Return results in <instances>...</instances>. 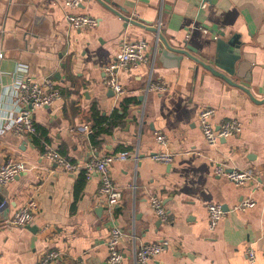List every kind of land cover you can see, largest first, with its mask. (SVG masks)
Listing matches in <instances>:
<instances>
[{"label": "crops", "instance_id": "1", "mask_svg": "<svg viewBox=\"0 0 264 264\" xmlns=\"http://www.w3.org/2000/svg\"><path fill=\"white\" fill-rule=\"evenodd\" d=\"M63 1L0 0V163L14 156L27 165L0 186V264H35L50 250L59 254L51 264L79 258L108 264L106 240L114 226L126 234L121 264H134L139 244L160 240L169 246L148 264H264V0H110L109 8L98 0L64 8ZM67 12L98 23L75 28L65 21ZM157 31L189 56L163 58ZM123 39H144L154 56L118 71L124 93L117 97L104 83V68ZM214 58L232 62V74L216 68L228 79L202 66H213ZM24 76L50 78L60 95L33 111L35 137L4 128L17 110L16 82ZM151 82L164 90H147ZM6 104L14 110L6 112ZM206 105L215 109V129L223 119H236L241 130L207 145L197 122ZM115 111L119 117L108 126ZM158 133L165 144L155 140ZM45 145L79 163L122 150L137 153L111 164L121 202L109 209L98 193V175L61 170L41 156ZM161 151L173 155L170 163L150 158ZM220 163L250 169L253 179L236 185L214 174ZM151 195L161 199L166 220L151 209ZM32 197L38 209L29 225L3 223ZM244 198L253 206L232 209ZM211 203L224 209L212 228Z\"/></svg>", "mask_w": 264, "mask_h": 264}, {"label": "built area", "instance_id": "2", "mask_svg": "<svg viewBox=\"0 0 264 264\" xmlns=\"http://www.w3.org/2000/svg\"><path fill=\"white\" fill-rule=\"evenodd\" d=\"M79 0H65L62 6L77 7ZM65 21L79 29L94 28L98 21L97 18L87 14H76L67 12L64 15ZM159 27V26H158ZM157 36V35H156ZM158 40V36H157ZM148 44L144 39L140 40H122L120 47L114 57L104 68V83L111 88L115 96L120 97L124 93V89L118 81V71L128 66H140L149 63L153 56L147 53ZM164 85L160 82H151L147 90L162 91ZM16 99L17 110L10 116L5 118L4 128L13 131L18 136H37V130L32 118L35 108L50 106L60 98L59 91L54 87L50 78H44L42 81H35L30 77L24 76L16 82ZM215 114V109L211 106H202L197 114V122L202 133L204 142L209 146L217 144L219 139L226 138L238 133L241 130V123L236 119H223L219 126L215 129L211 118ZM4 128H2L4 130ZM1 129V131H2ZM155 140L161 144H165V138L162 134H156ZM41 156L46 160L54 163L57 167L65 172L83 171L88 177L91 173H96L99 178L98 193L102 195L106 201L107 207L113 208L121 202L122 193L120 188L113 181L111 175V164L114 160H124L133 157L137 158L138 154H131L127 150L117 153H106L101 156H94L85 163L73 162L62 155L56 148L45 145ZM150 158L157 162L168 164L172 161L173 155L169 152L161 151L150 155ZM26 163L20 158L14 156H6L0 163V186H5L21 172L26 170ZM214 174L224 176L236 185H243L253 179V173L250 169H227L223 164H217L213 167ZM254 200L251 198L242 199L232 209L246 210L252 207ZM149 205L159 218L166 220L167 211L161 199L157 195L149 197ZM5 203L0 204V211L4 208ZM38 209L37 201L34 197L28 198L19 207L15 209L11 216L7 217L3 223L10 227H26L33 220ZM208 224L213 227L224 215V209L221 204L211 203L207 206ZM126 236L125 232L119 227L110 228L106 240L107 263L121 264L123 260V252L120 248L122 239ZM169 246L167 240L157 242L141 243L133 250L134 264H148L150 260L163 252ZM249 262L253 261L254 253L251 248L248 249ZM59 257L58 252L50 250L37 258L35 264H51ZM76 264H87L85 260L79 258Z\"/></svg>", "mask_w": 264, "mask_h": 264}, {"label": "water", "instance_id": "3", "mask_svg": "<svg viewBox=\"0 0 264 264\" xmlns=\"http://www.w3.org/2000/svg\"><path fill=\"white\" fill-rule=\"evenodd\" d=\"M100 1L103 5H105L107 8H109V6L107 5V3H109L110 0H98ZM125 20L127 19L126 17L122 16ZM154 31H156V28H152ZM158 36V40H161L162 42V48L157 44L158 46V49H160V54L163 58H167L169 57L170 55H176V56H173L175 60H177L179 57L183 56V55H188L189 54L187 53V51L185 49H182V48H179V47H175V46H171L170 44H168L166 42V40L161 36V34L159 33V31H157V34ZM160 47V48H159ZM214 65L215 68H213L212 65L210 64H205V63H201L202 66L207 69L208 71H210L211 73L217 75V76H220V77H223V78H226V75L222 72H219L217 69H222L224 72H226L227 74H232L233 73V65H232V62H229L226 65H223L221 64V61L217 58H214ZM228 79V78H226ZM141 98V96H139Z\"/></svg>", "mask_w": 264, "mask_h": 264}, {"label": "trees", "instance_id": "4", "mask_svg": "<svg viewBox=\"0 0 264 264\" xmlns=\"http://www.w3.org/2000/svg\"><path fill=\"white\" fill-rule=\"evenodd\" d=\"M128 102H129V99L124 98L123 101L121 102V105H122L123 107H125V105H126ZM118 117H119L118 111H115L114 114H113V117H112L111 123H108L107 125H108V126H110V125H111V126L114 125V124H115L114 122H115V120H116ZM120 117H121V115H120ZM100 130H102V129H101V128L98 129L97 132H100ZM97 136H98V135H95V136H93L92 138H93V139H96ZM34 137H35V136H34Z\"/></svg>", "mask_w": 264, "mask_h": 264}, {"label": "clouds", "instance_id": "5", "mask_svg": "<svg viewBox=\"0 0 264 264\" xmlns=\"http://www.w3.org/2000/svg\"><path fill=\"white\" fill-rule=\"evenodd\" d=\"M12 110H14L13 105L12 104H6L5 111L8 112V111H12Z\"/></svg>", "mask_w": 264, "mask_h": 264}]
</instances>
